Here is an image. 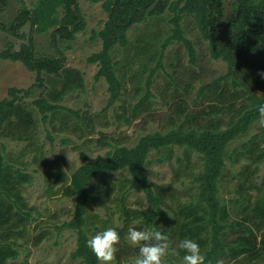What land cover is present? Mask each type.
<instances>
[{"label":"trees","instance_id":"obj_1","mask_svg":"<svg viewBox=\"0 0 264 264\" xmlns=\"http://www.w3.org/2000/svg\"><path fill=\"white\" fill-rule=\"evenodd\" d=\"M26 1L22 0L23 7L13 22L6 25L0 21V27L25 39L22 29L29 23L28 42H23L19 49L13 43L8 44L0 52V58L20 61L35 71V86L46 90L29 102L25 96L33 95L34 90L9 89V95L0 102V138L26 141L33 146L34 161L42 162L47 175L49 196L63 194L74 199L73 218L57 226L59 232L72 229L77 233V247L71 258L80 264H100L87 246L91 239L88 207L93 200L90 184L102 174L116 171H128L130 187L145 193L150 204L145 218L150 220V228L169 236L170 247L175 248L183 238L194 239L205 256V264H216L218 258L223 259L224 264H238L244 258L264 257V175L259 183L256 179L264 165V125L243 141L239 149L231 152L229 148L234 141L249 135L260 122L257 108L264 103L261 94L264 93V0H235L231 17L224 16L222 0H103L108 18L104 27L94 33V37L101 38L103 46L88 61L99 65L95 78L106 79L110 97L107 106L96 114L63 104L68 95L83 90L86 84L79 69L66 66L67 56L59 48L61 41L75 40L86 28V16L79 1L29 0L32 6ZM7 6L8 0H0V13ZM166 13L171 15L172 34L161 42L165 32L141 33L135 45L129 31L151 18L165 20ZM187 15L195 18L201 37L208 42L211 58L228 65L225 75L200 86L193 103L189 96L194 91L198 73L194 66H199L200 62L195 42L187 37L183 26ZM224 23L230 28L229 39L218 35ZM34 33H49L56 54H38ZM174 42L185 45L193 69L187 68L188 73L178 79L171 74L175 95L164 113L167 124L141 136L133 146L107 136L94 140L91 136L95 132L110 125L108 109L121 100H124L122 106L126 107L129 124L142 117L147 123L162 121L163 117L158 118L162 114L154 110L153 84L160 71L167 70L166 49ZM146 72L149 73L145 77ZM129 82H132L130 89ZM125 95H129L130 103ZM38 113L41 121L51 126L48 137L52 142L53 131L76 133L85 139L84 143L95 142L109 150L94 160H88V154L83 151L86 162L69 177L60 160L45 157L43 145L39 143ZM176 148L184 149L183 158H178L187 162L184 170L189 168L193 153H197L203 163L192 176L195 190L189 194L188 201H174L175 193L153 183L147 174L153 151L161 153L157 160L163 162L173 158ZM6 152V145L0 142V264H9L20 256V240L27 239V226L37 210L26 198V186L34 181L30 163L16 161ZM235 156L247 159L248 163L242 165L235 193L226 201L221 198L222 179L227 162L240 161ZM58 183L61 186L56 188ZM168 195L175 203L166 208ZM232 209L238 218L232 217ZM121 211L130 215L131 209L123 206ZM140 213L133 211L136 217ZM95 229L100 231L98 227ZM117 230L125 238V228ZM45 234L34 237L36 245ZM177 251L179 255L167 256L170 264H184L183 252ZM119 258L117 264H121Z\"/></svg>","mask_w":264,"mask_h":264},{"label":"rangeland","instance_id":"obj_2","mask_svg":"<svg viewBox=\"0 0 264 264\" xmlns=\"http://www.w3.org/2000/svg\"><path fill=\"white\" fill-rule=\"evenodd\" d=\"M79 5L86 16L87 25L85 30L79 32L76 39L73 41H61L59 48L63 50L67 56L66 66L79 69L85 79V87L71 95H68L63 104L81 109L84 111L96 114L104 109L110 97L109 85L105 78L96 80L95 76L99 70V65L90 63L88 58L102 49V40L100 37H94L95 31H100L108 18V13L105 11L101 1L92 0H78ZM235 0H222L224 9V16L231 17L234 13ZM28 6H32L31 1H26ZM22 0H8V6L0 13V21L9 25L17 17L22 9ZM165 20L149 19L139 25L133 27L129 31V37L137 44V38L141 33L162 31L164 33L161 42L165 37L172 34V24L170 23L171 15L166 13ZM183 26L188 38L195 42L197 52L199 54V66H194L197 70L196 80L193 85V93L189 96V101L194 102L196 92L204 83L210 82L228 72V65L225 61L214 60L211 58L208 51V42L205 41L200 34L196 20L193 16L187 15L184 18ZM22 32L26 38H19L0 27V52L5 49L8 44L13 43L16 49H19L23 42H28V37L31 32L30 24H26ZM230 28L224 23L218 29V35L224 39H229ZM36 44V51L38 54H56V48L52 45V37L47 34H33ZM124 52V51H122ZM119 53V55L122 54ZM166 63L167 70H161L160 74L155 77L153 84V92L155 93V106L154 110L161 113L162 116L158 117L162 121H142V118L134 120L129 124L127 122L128 113L124 100L118 101L114 106L108 109L110 125L107 128H100L91 137L97 140L100 137L107 136L113 139H120V141L128 144L129 146L135 145L139 138L148 132H153L162 129L163 124H167V118L164 113L169 110V106L173 103L175 95V83L172 81L171 74L176 79L183 77L188 73L187 68H192L190 57L186 47L181 42H174L166 49ZM190 72V71H189ZM149 72L145 73V77ZM191 73V72H190ZM37 83V73L29 70L22 62L4 60L0 58V102L9 95L8 91L11 87L32 89L33 95L25 96V100L32 101L38 97L46 89L43 87L35 86ZM132 82L128 83L130 89ZM183 94V92H182ZM264 96V93H261ZM182 97V95L180 96ZM180 97H177L179 99ZM183 94V99H185ZM126 101L131 102L129 95H125ZM126 102V105H128ZM199 102V100H196ZM168 103V104H167ZM36 112L37 109H35ZM38 115L39 135L41 145L45 151L47 160H60L63 169L70 177L72 173L86 160L82 156L85 151L88 154V160H94L101 154L105 155L109 150L108 147L103 148L96 145V143L86 142L85 139L79 138L76 133L68 132H52L54 141L48 137V129H51L49 123L41 121V114ZM261 122L255 124L250 131L249 135L234 141L230 145V151L234 152L235 148L239 149L243 141L248 140L253 134L257 133L261 126ZM0 142L6 145V154L14 157L16 161L23 160L30 163L29 170L34 175V181L31 185L26 186V198L30 205L36 207V215L31 223L27 226L28 237L26 240L21 239L20 243V256L15 261H10L9 264H80L71 258L72 252L77 247V233L72 229H64L59 232L57 226L70 221L74 216L75 201L73 198L58 194L56 196H49L47 175L43 171L41 161L35 162L34 155L36 152L33 146L28 142L15 141L10 139L0 138ZM184 149L176 148V154L171 160L166 159L159 162L157 157L161 155L153 151L150 156V164L148 167V177L156 184L166 186L169 193H175V200H189V194L194 192L195 186L192 183V176L195 175L202 168V160L197 153L191 154L189 168L184 170L187 164L185 161H179L178 158H183ZM24 152V154L22 153ZM41 156V154L37 153ZM240 161L236 164L229 160L228 168L225 176L222 179L223 191L221 198L226 201L235 193L237 183L240 179V172L242 165L248 163L245 158L235 156ZM37 169L38 171H35ZM264 175V165L258 172L256 179L258 183L262 180ZM130 174L128 171H116L102 174L99 178L94 179L90 184L93 192V200L89 205L91 224L89 226V236L92 238L97 232L103 231L109 227L126 230L125 238L121 237L116 253V260L120 256L121 264H134L135 259L139 253L140 245H134L127 238V230L129 227L143 230L150 228V220L145 218L148 215L145 210L149 208L150 204L147 201L146 195L143 191L132 189L129 182ZM61 183L56 185L60 187ZM253 196L257 192L254 190ZM171 197L168 195L167 206L172 205ZM230 204V203H229ZM127 206L131 209L130 215H126L121 211V207ZM141 211L138 217L134 216L133 211ZM232 217L238 218L239 216L232 209ZM128 226V228H126ZM98 227L100 231L95 228ZM46 233V234H45ZM45 234L42 242L39 245L35 244L34 237ZM232 237L234 232H232ZM164 264H170L167 256L165 257ZM238 264H264V257L259 258H244Z\"/></svg>","mask_w":264,"mask_h":264},{"label":"clouds","instance_id":"obj_3","mask_svg":"<svg viewBox=\"0 0 264 264\" xmlns=\"http://www.w3.org/2000/svg\"><path fill=\"white\" fill-rule=\"evenodd\" d=\"M257 111L261 124H264V103L258 106ZM127 238L132 244L140 245L134 264H164L166 256L179 255L177 249L183 252L184 264H205V256L199 243L194 239L183 238L175 248H172L167 234L153 228L138 230L133 227L128 228ZM120 240L117 228L109 227L92 236L87 241V246L100 264H114ZM216 264H224V260L218 258Z\"/></svg>","mask_w":264,"mask_h":264}]
</instances>
